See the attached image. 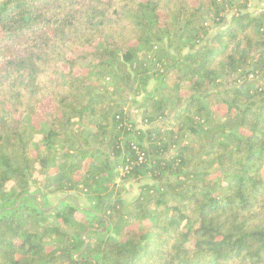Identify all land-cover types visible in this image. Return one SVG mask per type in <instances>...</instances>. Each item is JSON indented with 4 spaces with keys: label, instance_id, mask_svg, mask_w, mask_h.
Returning a JSON list of instances; mask_svg holds the SVG:
<instances>
[{
    "label": "trees",
    "instance_id": "16d2710c",
    "mask_svg": "<svg viewBox=\"0 0 264 264\" xmlns=\"http://www.w3.org/2000/svg\"><path fill=\"white\" fill-rule=\"evenodd\" d=\"M248 1L0 0V264H264Z\"/></svg>",
    "mask_w": 264,
    "mask_h": 264
},
{
    "label": "rangeland",
    "instance_id": "374dc122",
    "mask_svg": "<svg viewBox=\"0 0 264 264\" xmlns=\"http://www.w3.org/2000/svg\"><path fill=\"white\" fill-rule=\"evenodd\" d=\"M247 6H248V10L253 14H259V13L264 12V0H249ZM228 13L229 11L226 14ZM152 84L153 82H151L148 85V87L149 88L152 87ZM131 91L132 89L130 91H128L127 89L123 92L126 95V98L123 100L125 110L130 114V116H132L135 119L138 125H141L140 119L142 118V115L145 110L144 106L138 105L141 102V94L135 96ZM36 123L38 125L39 124L42 125L43 124L42 119L37 117ZM120 174H121L120 168L113 169L112 177L118 186L117 191L119 192L120 198L124 200L126 204L128 202L131 203L138 194L139 183H135L131 181H123L122 179H120ZM147 181H149V179L144 178L142 179L141 182H147ZM31 190H35V188L32 187ZM70 194L77 196V199L79 203L81 204V206H87L90 204V202L87 200V196L79 194V193L74 194L73 192L72 193L70 192L68 193H49L46 197L47 204L53 205L60 199H67L69 198Z\"/></svg>",
    "mask_w": 264,
    "mask_h": 264
}]
</instances>
